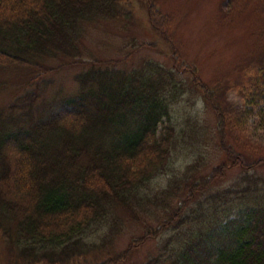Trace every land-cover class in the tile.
<instances>
[{"label": "trees", "instance_id": "1", "mask_svg": "<svg viewBox=\"0 0 264 264\" xmlns=\"http://www.w3.org/2000/svg\"><path fill=\"white\" fill-rule=\"evenodd\" d=\"M122 1L0 0V93L10 83L1 74L21 79L0 105V218L16 222L17 261L127 264L171 231L142 264H264V153L247 163L222 144L228 117L218 88L175 56L138 67L89 56V26L131 17ZM64 67L77 69L75 85L49 97L47 76ZM253 76L244 94L264 123V67ZM197 96L214 111L216 146L231 165L207 168ZM187 142L190 161L155 185ZM231 169L234 186L214 191ZM140 212L158 225L142 224V235L114 253L127 217L138 222Z\"/></svg>", "mask_w": 264, "mask_h": 264}, {"label": "rangeland", "instance_id": "2", "mask_svg": "<svg viewBox=\"0 0 264 264\" xmlns=\"http://www.w3.org/2000/svg\"><path fill=\"white\" fill-rule=\"evenodd\" d=\"M151 6L158 18L154 24L149 10ZM120 9L124 10L123 13L127 10L131 17L107 19L89 26L83 43L91 51L89 56L121 59L128 67H138L146 59L168 63L170 56H175L180 64H188L197 70L199 79L204 83L218 88V101L228 117L222 144L247 163L250 161L248 156L264 153V123L260 120L258 108L248 104L243 89L248 78L254 77L253 74L264 67V0H123ZM129 52L132 55L126 59ZM76 70L64 67L47 76L54 80V84L46 90V94L50 97L61 86L72 89ZM18 72L1 74L10 83L0 93V105L7 103L17 91L15 84L21 80ZM195 98L199 99L196 105L202 111V125L208 137L206 148L202 151L209 160L207 168L210 167V170L221 162L231 165L216 146L218 136L214 111L200 96ZM190 103L187 99L182 102L188 110ZM192 155L191 142H187L173 156L170 169L157 176L153 183L163 185L171 176V169L190 161ZM260 173L264 176V168ZM237 176V169L229 170L227 178L219 182L214 191L234 186ZM139 217L138 222L127 217L114 253L122 252L134 237L142 235V224L158 225L156 219L152 220L154 217L149 218L145 213L140 212ZM0 224V230L7 232V235L0 232V264H21L17 261L18 252L13 250L11 241L17 235L16 222L0 218ZM171 234V231L167 232L162 238L146 244L135 252L127 264H142L158 255Z\"/></svg>", "mask_w": 264, "mask_h": 264}]
</instances>
